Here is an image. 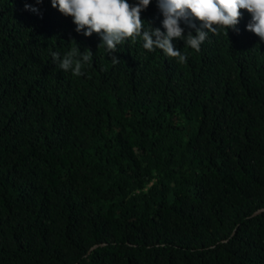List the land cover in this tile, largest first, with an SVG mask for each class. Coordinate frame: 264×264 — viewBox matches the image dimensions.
Returning <instances> with one entry per match:
<instances>
[{
  "label": "trees",
  "instance_id": "16d2710c",
  "mask_svg": "<svg viewBox=\"0 0 264 264\" xmlns=\"http://www.w3.org/2000/svg\"><path fill=\"white\" fill-rule=\"evenodd\" d=\"M240 11L198 52L174 39L185 63L136 37L113 64L50 0H0V264H264V42ZM141 19L164 31L156 0ZM73 41L80 76L51 55Z\"/></svg>",
  "mask_w": 264,
  "mask_h": 264
},
{
  "label": "clouds",
  "instance_id": "9594fccd",
  "mask_svg": "<svg viewBox=\"0 0 264 264\" xmlns=\"http://www.w3.org/2000/svg\"><path fill=\"white\" fill-rule=\"evenodd\" d=\"M40 2L42 0H36V3ZM50 2L62 15L72 17L76 32L83 31L85 37L93 33L98 34L101 43L106 46V51L112 53L113 64L120 61L113 55L117 45L122 44L127 38L134 40L136 37H141L144 49L162 50L168 57L177 58L179 63H185L187 57L175 48L172 42L174 39H182L186 46L198 52L209 32L218 34L219 28L225 29L226 35L229 28L238 32L235 26L239 23L241 9L251 15L246 30L264 42V0H156L163 17L164 31L160 28L144 27L141 12L148 7L150 0H135L134 3H129L128 0H50ZM25 9L38 11L27 3ZM193 20L199 21V27ZM181 22L190 29L186 35ZM92 54L88 49L81 52L77 45L62 58L56 52L51 55L53 60L58 61L60 69L70 70L74 76H80L83 75L82 69L90 62Z\"/></svg>",
  "mask_w": 264,
  "mask_h": 264
},
{
  "label": "water",
  "instance_id": "95a60500",
  "mask_svg": "<svg viewBox=\"0 0 264 264\" xmlns=\"http://www.w3.org/2000/svg\"><path fill=\"white\" fill-rule=\"evenodd\" d=\"M262 210H264V208H259V209H257V210L253 213V215H255V214H257V213H260ZM95 246H96V245L91 246L89 250L93 249Z\"/></svg>",
  "mask_w": 264,
  "mask_h": 264
}]
</instances>
